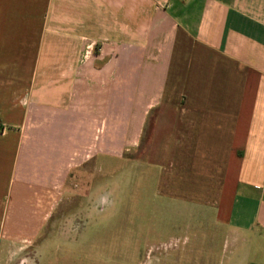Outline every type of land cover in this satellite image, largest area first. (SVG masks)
<instances>
[{
	"label": "crops",
	"instance_id": "0c3cea01",
	"mask_svg": "<svg viewBox=\"0 0 264 264\" xmlns=\"http://www.w3.org/2000/svg\"><path fill=\"white\" fill-rule=\"evenodd\" d=\"M114 159L170 220L159 264H264V0H0V264H53Z\"/></svg>",
	"mask_w": 264,
	"mask_h": 264
},
{
	"label": "rangeland",
	"instance_id": "374dc122",
	"mask_svg": "<svg viewBox=\"0 0 264 264\" xmlns=\"http://www.w3.org/2000/svg\"><path fill=\"white\" fill-rule=\"evenodd\" d=\"M146 135L138 152L125 155L130 162L135 164L145 159ZM105 164L112 167V172L109 169L106 173ZM105 164L86 194L82 192L81 197L76 195L66 200L65 218L51 219L50 233L41 234L37 243L47 240L52 244L47 257L53 264L61 263L64 258L66 262L76 259L73 264H159L160 254L167 251L154 249L152 243L170 240L169 218L145 216L154 210V203L146 199L149 189L143 186L138 170L131 167L133 163L123 167L121 160L114 159ZM209 237V241L217 238L212 234ZM179 238L180 241L190 238L196 243L203 241L204 235L185 234ZM70 243H76V248L70 249ZM36 244L27 251L29 257L36 258L41 253L35 250ZM177 252L180 254L182 250ZM189 252L188 260L191 258ZM217 252L219 257L222 251ZM204 253L195 247L194 264L203 260Z\"/></svg>",
	"mask_w": 264,
	"mask_h": 264
}]
</instances>
